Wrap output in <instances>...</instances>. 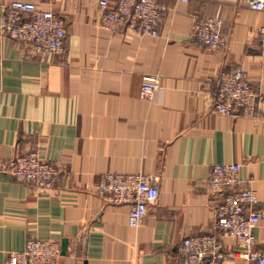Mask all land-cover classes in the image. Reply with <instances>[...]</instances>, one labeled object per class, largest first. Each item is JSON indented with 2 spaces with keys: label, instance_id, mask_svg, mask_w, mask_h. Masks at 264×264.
<instances>
[{
  "label": "crops",
  "instance_id": "1",
  "mask_svg": "<svg viewBox=\"0 0 264 264\" xmlns=\"http://www.w3.org/2000/svg\"><path fill=\"white\" fill-rule=\"evenodd\" d=\"M10 1L51 9L66 35L63 54L39 57L0 34V264L31 238L60 248L67 239L58 264H182V241L205 234L219 239L222 264H255L216 227L207 180L214 165H240L242 186L259 200L255 237L264 248V102L253 118L212 109L224 70L241 67L264 94V12L247 0H158V34L138 36L102 28L97 0H0V19ZM198 18L220 20L224 46L193 39ZM152 76L161 87L141 98ZM32 152L61 172L48 191L2 170ZM107 173L158 183V201L139 227L128 225L129 205L98 196Z\"/></svg>",
  "mask_w": 264,
  "mask_h": 264
},
{
  "label": "built area",
  "instance_id": "2",
  "mask_svg": "<svg viewBox=\"0 0 264 264\" xmlns=\"http://www.w3.org/2000/svg\"><path fill=\"white\" fill-rule=\"evenodd\" d=\"M247 5L264 12V0H247ZM97 9L102 28L138 36H156L163 13L158 0H97ZM0 34L31 47L39 57L61 55L66 24L51 9H41L31 2L10 1L3 7ZM192 37L208 49L225 44L221 22L216 18H198ZM259 39L264 49V25L259 29ZM160 87L159 77L147 78L141 87V98L152 99ZM263 102L264 94L255 91L245 70L236 67L222 71L212 109L221 116L253 118ZM2 170L15 182L32 185L39 191L52 189L61 173L56 165L42 160L35 152L14 155ZM207 185L214 199L216 227L223 235L237 240L242 258L264 264V248L258 246L255 237L261 220L260 211L255 209L259 200L252 188L242 186L240 165H214ZM97 193L111 205H129L128 225L137 228L147 216L149 206L158 201L159 186L145 175L107 173L101 175ZM60 257L59 243L31 238L24 251L9 255L7 264H58ZM179 257L182 264H222L227 254L216 236L205 234L186 237L179 247Z\"/></svg>",
  "mask_w": 264,
  "mask_h": 264
},
{
  "label": "water",
  "instance_id": "3",
  "mask_svg": "<svg viewBox=\"0 0 264 264\" xmlns=\"http://www.w3.org/2000/svg\"><path fill=\"white\" fill-rule=\"evenodd\" d=\"M68 240L63 239L61 243V254L64 255L67 252Z\"/></svg>",
  "mask_w": 264,
  "mask_h": 264
}]
</instances>
